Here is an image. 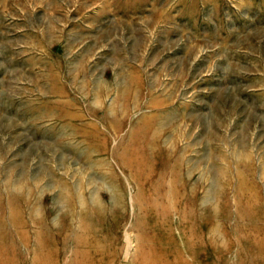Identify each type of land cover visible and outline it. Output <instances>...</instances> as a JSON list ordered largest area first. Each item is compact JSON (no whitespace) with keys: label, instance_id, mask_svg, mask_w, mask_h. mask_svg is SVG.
I'll return each instance as SVG.
<instances>
[{"label":"rangeland","instance_id":"374dc122","mask_svg":"<svg viewBox=\"0 0 264 264\" xmlns=\"http://www.w3.org/2000/svg\"><path fill=\"white\" fill-rule=\"evenodd\" d=\"M0 264H264V0H0Z\"/></svg>","mask_w":264,"mask_h":264}]
</instances>
